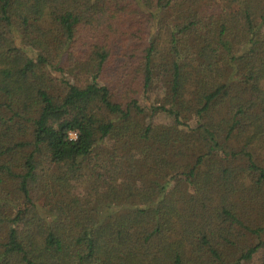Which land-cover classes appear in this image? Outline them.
I'll return each instance as SVG.
<instances>
[{"label": "trees", "instance_id": "1", "mask_svg": "<svg viewBox=\"0 0 264 264\" xmlns=\"http://www.w3.org/2000/svg\"><path fill=\"white\" fill-rule=\"evenodd\" d=\"M0 264H264V0H0Z\"/></svg>", "mask_w": 264, "mask_h": 264}, {"label": "rangeland", "instance_id": "2", "mask_svg": "<svg viewBox=\"0 0 264 264\" xmlns=\"http://www.w3.org/2000/svg\"><path fill=\"white\" fill-rule=\"evenodd\" d=\"M153 76H154L153 77V82H154L153 84H154L155 88L162 89L163 86L166 84V80H167L165 74L163 72H161L160 70H156V71H154ZM141 102L145 106L149 104V102H147L145 100H142ZM245 152H247V151L242 150L241 156L243 157V159L247 160L248 158L245 155Z\"/></svg>", "mask_w": 264, "mask_h": 264}, {"label": "built area", "instance_id": "3", "mask_svg": "<svg viewBox=\"0 0 264 264\" xmlns=\"http://www.w3.org/2000/svg\"><path fill=\"white\" fill-rule=\"evenodd\" d=\"M70 136H71L72 138H74V137L76 136V134H75V133H71Z\"/></svg>", "mask_w": 264, "mask_h": 264}]
</instances>
